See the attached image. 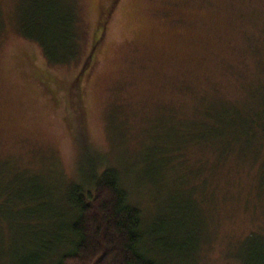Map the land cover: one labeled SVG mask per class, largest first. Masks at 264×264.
<instances>
[{
    "label": "rangeland",
    "instance_id": "rangeland-1",
    "mask_svg": "<svg viewBox=\"0 0 264 264\" xmlns=\"http://www.w3.org/2000/svg\"><path fill=\"white\" fill-rule=\"evenodd\" d=\"M70 1L78 55L52 65L18 30L33 0H0V264L28 243L7 219L16 173L63 212L91 166L119 172L157 264H264V137L210 129L250 92L263 106L264 0Z\"/></svg>",
    "mask_w": 264,
    "mask_h": 264
},
{
    "label": "trees",
    "instance_id": "trees-1",
    "mask_svg": "<svg viewBox=\"0 0 264 264\" xmlns=\"http://www.w3.org/2000/svg\"><path fill=\"white\" fill-rule=\"evenodd\" d=\"M69 2L70 9L62 0H33L29 9L18 7L20 35L41 48L48 64H68L77 58V8ZM261 103L262 107L255 108L256 99L250 92L247 104L218 108L217 120L210 123V129L220 138L264 137V99ZM176 154L177 150L167 151V164L179 158ZM93 167L85 180L67 184L63 212H53L49 185L36 176L16 173L12 179L14 186L24 188L18 193L16 189L7 193L4 201L21 204L19 211L7 216L12 228L22 230L28 240L21 252L15 254L17 264H157L143 248L140 211L129 203L119 172L108 167L96 173ZM4 172L0 171V186ZM2 196L0 193V200ZM2 204L0 222L4 221ZM43 218H53L55 222L48 224ZM171 242L175 244H171L172 248L184 249L176 241Z\"/></svg>",
    "mask_w": 264,
    "mask_h": 264
}]
</instances>
